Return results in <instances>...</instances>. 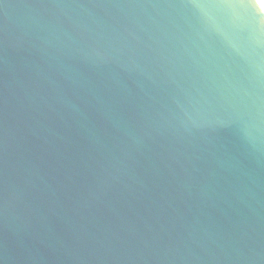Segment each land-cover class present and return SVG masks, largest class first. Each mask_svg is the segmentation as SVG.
Instances as JSON below:
<instances>
[{"label": "water", "instance_id": "95a60500", "mask_svg": "<svg viewBox=\"0 0 264 264\" xmlns=\"http://www.w3.org/2000/svg\"><path fill=\"white\" fill-rule=\"evenodd\" d=\"M0 264H264L257 0H0Z\"/></svg>", "mask_w": 264, "mask_h": 264}, {"label": "snow or ice", "instance_id": "6c2138e0", "mask_svg": "<svg viewBox=\"0 0 264 264\" xmlns=\"http://www.w3.org/2000/svg\"><path fill=\"white\" fill-rule=\"evenodd\" d=\"M258 3H261V6L264 7V0H257Z\"/></svg>", "mask_w": 264, "mask_h": 264}]
</instances>
